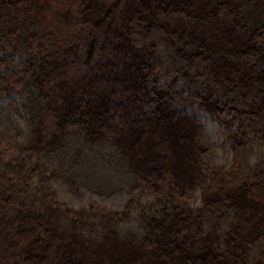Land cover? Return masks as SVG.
Here are the masks:
<instances>
[{
    "label": "trees",
    "instance_id": "obj_1",
    "mask_svg": "<svg viewBox=\"0 0 264 264\" xmlns=\"http://www.w3.org/2000/svg\"><path fill=\"white\" fill-rule=\"evenodd\" d=\"M127 1L0 0V113L17 120L0 128V264H264V21ZM83 150L129 177L122 209L58 199Z\"/></svg>",
    "mask_w": 264,
    "mask_h": 264
},
{
    "label": "rangeland",
    "instance_id": "obj_2",
    "mask_svg": "<svg viewBox=\"0 0 264 264\" xmlns=\"http://www.w3.org/2000/svg\"><path fill=\"white\" fill-rule=\"evenodd\" d=\"M100 2L106 3L109 5L116 0H99ZM138 0H128L126 6L134 5ZM197 1V0H192ZM204 2L209 0H203ZM215 3H229L234 7L241 5L248 10V17L254 22L257 23L264 21V0H210ZM192 85L189 79H186L181 84L180 89H185L188 92L191 91ZM7 103L6 99L0 98V106H3ZM180 108L188 110L189 113L195 115L198 119L207 123L214 140L218 143L221 141V132L220 128L213 119L206 113L200 111L195 104H186L180 103ZM16 122L17 120L12 117L11 121L7 117L0 113V128H8L12 132H16ZM21 124V123H20ZM23 129V124H21ZM90 152L83 150V160L75 176L77 178V185L75 190L64 180H59L55 185V190L58 196V199L66 203L70 207L75 209L88 206L90 202H96L100 206L107 207L109 209L120 210L124 207L126 202L130 199V195L127 192V185L129 177L125 172L119 168L108 167L103 163H94L98 161L93 156L90 159ZM262 156L261 151H255L252 157L253 162ZM84 160H87L84 162ZM51 166L58 168L60 171L67 172L73 169L72 164L67 163V160L58 155L53 157L51 160ZM215 163L221 166H228L230 163V158L224 155L221 152H218L217 157L215 158ZM197 203V201H195ZM198 205V203H197ZM135 221L127 224V227L134 228Z\"/></svg>",
    "mask_w": 264,
    "mask_h": 264
}]
</instances>
